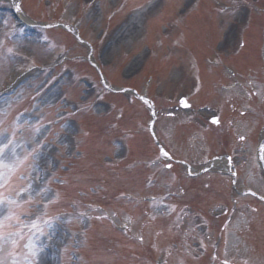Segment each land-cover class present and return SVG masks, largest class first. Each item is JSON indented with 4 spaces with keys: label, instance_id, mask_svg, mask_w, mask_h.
<instances>
[{
    "label": "rangeland",
    "instance_id": "rangeland-1",
    "mask_svg": "<svg viewBox=\"0 0 264 264\" xmlns=\"http://www.w3.org/2000/svg\"><path fill=\"white\" fill-rule=\"evenodd\" d=\"M7 1L0 0V141L12 139L17 157L23 160L26 156L27 159L12 173L7 188L0 191L11 198L27 200V193L18 198L16 192L32 185L31 191L39 194L17 210L20 219L29 224L33 214L41 211L52 219L44 223L45 217L41 216L43 235L30 227L24 228L22 237L17 238L18 248L14 249L5 241V250L0 253L3 264H29V261L31 264H159L158 260L177 264L179 255L183 264H220L209 256L213 249L211 244L217 241L224 220L230 216L232 221L227 233L223 234L225 239L219 247V254L237 264H264V203L237 195L231 180L221 174L205 175L184 186L185 191L178 199L187 200L190 211L171 210L167 205L159 209L145 207L148 210L145 216L140 206L135 208L132 205L135 200L128 194L137 198L140 194L156 195L171 188L174 191L175 186L178 187L176 183L180 184V174L174 178L170 170H163L153 186L144 188L149 177L155 178L156 166H151L150 160L156 151L144 132L148 113L138 100L129 99L130 95L107 94L105 101L95 102L94 111H81L78 117L83 121L84 132L80 141L74 139L73 122L62 128L65 136L61 135L56 143L66 147L67 151L74 148L73 157L64 159L59 149L41 144L47 128L40 120L36 121L40 114L38 110L57 105L66 91V97L73 103L79 101L78 89L86 88L89 94L94 89L89 90L84 83H74L77 80L72 78L58 80L67 73L46 84L48 71L39 75L33 72L28 83L26 80L13 93L7 90L15 72L26 71L32 64L48 58V51L38 47L45 46L38 41L39 36L27 38L29 40L21 44L5 39V25L14 23ZM59 1L53 0L55 7L61 6L58 13H62V18L78 22L83 36L94 44L98 43L100 62L109 64L105 73L114 86L126 85L149 93L164 110L162 114L171 111L182 94H190L197 112L204 107L202 115L198 112L202 118L198 124L185 123L187 131L184 136L179 138L176 135L177 143L175 137L172 139V144H180L177 150L181 156L189 158L200 153V158H204L205 152L209 155L229 153L239 170L237 185L251 186L264 195V171L256 157L258 138L264 128V65L261 55L264 0ZM23 9L40 20H47L54 13L46 0H24ZM51 33L50 40L54 39V43L46 46L66 50L69 54L82 53L62 29ZM22 37L26 36L22 34ZM145 53L149 56H144ZM203 54L214 63L201 58ZM217 59H224V64H216ZM51 60L49 56L47 62ZM114 63H119L120 70L114 69ZM141 64L145 65L142 71L133 73V68L135 70ZM250 73L259 80L261 92L256 100L247 99V92L240 86L226 89L237 79L246 80ZM197 74L205 85L200 92L191 90L193 76L198 79ZM252 74L249 75L251 79ZM248 82L250 80L246 83L249 90L252 86ZM35 91L37 99L33 101V109L19 113L23 108L21 100L27 102L26 97ZM66 104L64 101L58 103L56 110L59 105L65 107ZM248 107L242 116V111ZM177 114L187 115L181 110L170 120L177 121ZM214 114L220 115V125L204 123ZM113 123L116 125L111 128L124 143L116 142L114 138L117 136L108 132L107 128ZM163 124L172 130L169 120ZM244 128H250L252 133H246L241 139ZM198 129L202 130L203 137ZM179 131L185 132L183 129ZM126 149L128 158L124 156ZM7 151L11 152V146ZM54 154L59 159H55ZM4 162L10 164L12 158L6 156ZM66 166L70 168L68 171ZM55 178L59 185L52 186ZM233 198L238 201L235 203ZM222 202L230 208L227 218L216 216L217 212L224 213L223 207L216 206ZM245 203H249L251 209L244 207ZM181 210L188 218L192 215L182 224L188 232L190 228L186 225L189 223L193 233L210 225L208 234L195 239L201 250L196 247L190 251L187 246L183 248V245L174 244L177 239L182 241L183 236L188 238L185 231H180L176 219L175 222L170 220ZM244 210L250 216L240 221ZM143 220L145 223L140 229L145 235L144 243L136 239L139 233H132V236L124 232L123 227L124 223L131 226L133 222L138 226ZM12 224L15 225V221ZM86 226L89 229L85 233ZM5 231H16V228L6 227ZM33 241L38 248V254L34 256L29 255L27 247ZM169 245L168 253L173 254L172 257L163 252ZM182 250L191 254H181ZM13 251L18 254H10Z\"/></svg>",
    "mask_w": 264,
    "mask_h": 264
},
{
    "label": "snow or ice",
    "instance_id": "snow-or-ice-1",
    "mask_svg": "<svg viewBox=\"0 0 264 264\" xmlns=\"http://www.w3.org/2000/svg\"><path fill=\"white\" fill-rule=\"evenodd\" d=\"M218 122V121H214ZM5 141H0V189H6L8 185V181L11 178L12 173L16 170V168L27 159L25 156L23 160L19 159L15 152V146L13 145V140L5 138ZM243 139V137H241ZM11 146V152L9 150ZM165 155L168 154L165 152ZM10 156L12 158V163H5V157ZM32 185H28L27 187H22L19 191L16 192V197H22V194L27 193V200L23 199H14L4 194V191H0V253L4 252V244L5 241L10 242L14 249L19 247L18 237H22L23 229L30 227L31 229H35L41 235H43V229L41 228V216L45 217L44 223L51 222L50 217L46 216V213L41 211L40 214H33V218L31 219L29 224H24L23 221L20 219V215L17 213V210L22 207L24 203H30L33 201V197L37 193H33L31 191ZM15 221V225L12 222ZM7 222V224H6ZM15 227L16 231H5V228ZM142 239V238H141ZM27 247L29 248V255H37L38 248L33 241L32 243L28 244ZM12 255H16L15 251L10 253ZM0 264H3V260L0 259ZM29 264L31 262L29 261Z\"/></svg>",
    "mask_w": 264,
    "mask_h": 264
}]
</instances>
